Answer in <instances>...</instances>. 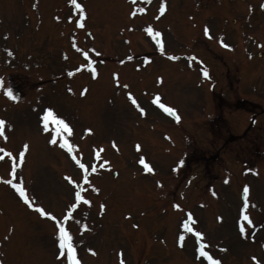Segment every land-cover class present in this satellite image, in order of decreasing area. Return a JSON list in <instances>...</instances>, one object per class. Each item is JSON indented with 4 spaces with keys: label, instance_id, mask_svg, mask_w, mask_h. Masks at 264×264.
I'll return each mask as SVG.
<instances>
[{
    "label": "rangeland",
    "instance_id": "374dc122",
    "mask_svg": "<svg viewBox=\"0 0 264 264\" xmlns=\"http://www.w3.org/2000/svg\"><path fill=\"white\" fill-rule=\"evenodd\" d=\"M163 4L0 0V264H68L57 220L9 180L33 205L69 216L79 264H209L196 250L205 244L219 264H264V0ZM239 95L257 103L243 104L255 114L248 128ZM46 108L70 131L45 129ZM74 180L89 203L71 197ZM189 214L198 242L182 227Z\"/></svg>",
    "mask_w": 264,
    "mask_h": 264
},
{
    "label": "snow or ice",
    "instance_id": "6c2138e0",
    "mask_svg": "<svg viewBox=\"0 0 264 264\" xmlns=\"http://www.w3.org/2000/svg\"><path fill=\"white\" fill-rule=\"evenodd\" d=\"M70 2L75 3V0H70ZM76 7L79 9L81 6H80L79 4H76ZM261 7L264 8V4H261ZM160 11H161V12L164 11L163 0H161ZM80 15L83 16V11H82V10H81V12H80ZM76 23H77L78 26H82V25H80V21H79V20H77ZM147 31L151 34V29H150V28L147 29ZM204 34H205V36H208V35H209V32H208V28H207V27H205V29H204ZM156 35L158 36L159 33H156ZM220 42L222 43V45H223L224 47H229V45L224 44L222 40H221ZM156 43H157V45H159V44H160V41L157 40ZM85 55H87V54L85 53ZM172 58L175 59V57H172ZM87 67H88L89 69L92 68V63H91V61H89ZM71 74H72V73L70 72L69 75H71ZM204 74L207 75V72L205 71ZM93 75H95V71H94V70H93ZM3 91H4V94H5L6 96H9L10 98L15 99V97L13 96L12 92H11L9 89L5 88V89H3ZM81 94H83V93H81ZM128 96H129V99L132 101V103H133L134 105H136L137 107H139V105L137 104V102L135 101V99L132 98V96H131L130 93L128 94ZM153 102H154V103H157V102H158V97H157L156 99H154ZM159 106H160V107H161L166 113H168L169 115L176 117V113H175V110H174V109H172V108H170V107H167V106H165L164 104H160ZM140 111H141V114H143V109H140ZM176 119H179V117H176ZM49 121L54 122V123L58 126V130H63V131H65V132L70 131L68 125L65 124V122H64L62 119L58 118V117L53 113V111H52L51 108H46V109H44L43 116H42V123L45 125V129L47 128V124H48ZM3 124H4V121H0V126H3ZM2 134H3L2 131H0V135H2ZM50 142H55V141L53 140V141H50ZM60 146H61L62 148L67 146V147L69 148V151H71V146H70V145H67L66 142H64V141L61 142V145H60ZM25 147H26V146H25ZM137 147H138V146H137ZM20 156H21V157L23 156V152L20 153ZM76 163L79 164L80 168H82V169L84 168V165H83V164H80L79 160H77ZM140 163H141V164H144V159H143L142 157H141V159H140ZM144 167H145V170H146V171H151V169L149 168V166H148L147 164H144ZM93 170H95V169H93ZM7 183L11 184V186H12L14 189H16L17 192H19L21 198L25 199V202L28 203V206H29V207H34L35 210H36L37 212H39V214H40L41 216H44V217L50 218V219L53 220V221H56V220H57V217H56L55 215H53L52 213H50V212H46V211H45L43 208H41L40 206H38V205H33L32 203H30L29 200H28V198L25 196V192H24V190H23V188L21 187L20 184L13 183L11 180L7 181ZM73 183H74V182H73ZM157 183H159V182H157ZM243 191H244V194L247 195L248 188H247L246 185L244 186V190H243ZM75 199H76L77 201H81V200H83L84 203H89V201L84 200V197L81 195V192H80L78 186H77V190L75 191ZM76 206H77V205H76L75 203L70 204V205H69V211H71L72 209L76 208ZM173 207H174V208H179L180 206L177 205V204H174ZM64 218L67 219L68 217L65 216ZM245 219H247V217H245ZM189 220H191V214H189ZM188 223H189L188 220H186V221L184 222V224L182 225V227H183L186 231H188V232H192L193 229L190 228V227L188 226ZM56 227H57V229H58L57 236H58L59 248H60L61 250H63V249H65V248L67 247V249H68V254H67L68 264H79V261L76 260L75 255H74V252H73V249H72L71 236L69 235V232L65 229V227H64V225H63L62 222H57ZM241 232H243V228H241ZM195 235H196L197 238H199L202 234H201V232L196 231V232H195ZM181 238H182V237H181ZM202 247H203V245H201V247L197 248L196 250H197L198 252H200L202 256H204V257H206V258L208 259L209 264H219V261L213 260L212 257L208 256L207 252H203V251H201Z\"/></svg>",
    "mask_w": 264,
    "mask_h": 264
}]
</instances>
